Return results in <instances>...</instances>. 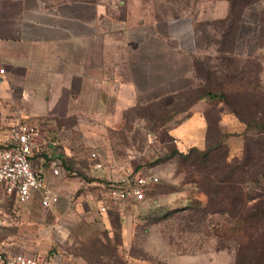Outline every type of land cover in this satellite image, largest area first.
<instances>
[{"label": "crops", "instance_id": "obj_1", "mask_svg": "<svg viewBox=\"0 0 264 264\" xmlns=\"http://www.w3.org/2000/svg\"><path fill=\"white\" fill-rule=\"evenodd\" d=\"M146 3L0 0V69H4L0 72V137L18 115L41 129L32 165L57 197L54 205L45 207L39 192L24 203L12 195V205L18 204L25 222L36 221L39 235H28L27 227L11 228L0 242L4 249L43 257L58 237L65 241L83 223L95 226L99 239L102 229L109 236L131 237L136 222L133 202L100 209L103 191L99 197L94 187L102 185V168L80 159L85 155L77 149L80 143L91 141L84 128L111 125L124 111L140 104V93L169 87L168 79L180 73L174 64L182 54L192 59L194 79L199 50L196 22L223 18L229 12L227 0H202L197 10L179 16L159 13ZM180 91L161 90L156 100ZM197 106L207 107L208 101L197 100L189 107L194 111L180 123L179 137L188 143L179 148L182 151L206 146V107L196 112ZM197 138L204 142L202 146ZM55 167L60 174L53 173ZM72 236V242L79 240ZM29 237L35 239L30 245L23 242ZM51 256L61 257L66 264L84 261L59 250L47 257Z\"/></svg>", "mask_w": 264, "mask_h": 264}, {"label": "rangeland", "instance_id": "obj_2", "mask_svg": "<svg viewBox=\"0 0 264 264\" xmlns=\"http://www.w3.org/2000/svg\"><path fill=\"white\" fill-rule=\"evenodd\" d=\"M145 1L155 11L169 12L168 16H173L178 12H194L202 0ZM262 11L264 1L252 4L245 10L243 25L236 32L237 39L233 46V32L221 43V32L216 33L204 26L200 38L201 49L197 55L203 59L204 67L214 72L219 82L224 81L233 87L241 83L242 89L247 90L239 99L245 117L257 113L264 119V31L260 30L261 19L264 24ZM170 43L175 46L177 42L172 39ZM182 55L180 62L174 64V69L180 70V73L168 79L171 84L169 87L156 86L154 92L149 90L140 93L139 105L150 106L149 110L157 117H164L165 125H161V120L147 116L142 118L140 115L145 110H126L122 118L111 125L84 128L91 141H84L77 147L85 155L80 159L89 160L90 163L102 162V185L94 187L99 189V197L100 189L103 191L124 174L158 177L159 180L148 188L146 199L133 203L136 222L131 237L120 238L119 234L114 237L113 233L107 237L102 229V243H99L96 238L99 231L95 226L83 223L72 233L79 236V240L72 242V235L65 241L58 237L48 248L49 253L43 257L59 250L63 255L74 253L80 256L84 260L83 264H264V224H260V234L257 231L255 239L239 252L234 239L216 236V231L209 230L204 224L180 217L165 221H154L150 217L154 210L161 207H180L188 197L200 199L201 203L206 200V196L193 184L184 182L185 174L177 169L179 156L162 160L176 143L179 148L188 147L187 141L179 137V127L194 110L182 108L189 103L185 91L199 81L192 78L193 62L190 55ZM168 89L182 91L177 92L175 102L169 107L164 102L154 103L159 92ZM231 97L230 100L233 99ZM205 107L197 106L195 111L201 112ZM220 116V125L227 131L243 130V124L227 107L222 108ZM196 143L202 146L204 142L197 138ZM228 143L231 152L239 154L244 144L243 137L232 136ZM87 154L89 158H86ZM246 190L251 201L264 196V172L250 179L246 183ZM14 199L0 185V242L11 228L27 227L25 232L28 235H39V225L32 219L27 222L22 219L21 208L18 204L12 205L15 204ZM109 205L119 206L114 202ZM32 240L35 239L29 237L23 242L30 245ZM98 252H102V255Z\"/></svg>", "mask_w": 264, "mask_h": 264}, {"label": "trees", "instance_id": "obj_3", "mask_svg": "<svg viewBox=\"0 0 264 264\" xmlns=\"http://www.w3.org/2000/svg\"><path fill=\"white\" fill-rule=\"evenodd\" d=\"M227 1L229 12L225 17L196 22L195 35L199 49H201L200 38L204 26L212 28L216 33L221 32V43H224L228 35L233 32L232 37L235 36L233 46L237 39L236 32L238 33L243 25L245 10L252 4L264 0ZM262 13L264 14V11ZM180 14L178 12L173 16ZM260 30L264 31L262 19ZM199 56L196 55L194 59V77L199 82L185 91L186 101L189 103L182 109H189L200 99L208 101L205 109L208 124L206 146L205 148L193 146L182 151L176 143L162 160L179 156L177 169L178 172L185 174L184 182L193 184L206 196V200L201 203L200 199L188 197L180 207H161L154 210L150 217L154 221L180 217L204 224L209 230H215L216 236L234 239L237 251L242 252L255 239V233L258 231L257 234H260V224H264V196L251 201L246 190V183L264 172V119L257 113L245 117L239 99L247 90L242 89L241 83L233 87L226 85L224 81L219 82L214 72L204 67L203 59ZM176 95L177 93L161 97L154 103L164 102L165 106L169 107L175 102ZM230 97L233 99L230 100ZM223 107H227L230 113L244 123L243 131L229 132L220 125V112ZM139 109L145 110L140 115L142 118L147 116L161 120V125H165L164 117H157L150 111V106L138 105L131 110ZM234 135L243 137L244 144L239 154L232 153L228 143ZM105 233L108 237L107 230L104 231ZM97 241L102 243V239L97 238ZM98 253L102 255V252Z\"/></svg>", "mask_w": 264, "mask_h": 264}, {"label": "built area", "instance_id": "obj_4", "mask_svg": "<svg viewBox=\"0 0 264 264\" xmlns=\"http://www.w3.org/2000/svg\"><path fill=\"white\" fill-rule=\"evenodd\" d=\"M4 72V69H0ZM1 129V127H0ZM42 131L27 123L21 115L0 137V185L21 203L27 202L39 192L41 203L51 207L57 201L56 195L46 182L45 177L32 165V156L39 150ZM96 156L95 153L92 154ZM95 168H102V162L96 161ZM55 175L60 168L53 169ZM158 177L149 174L127 173L110 183L102 193V211H106L110 202H139L146 199L148 188L158 181ZM0 264H66L61 257H41L22 252L6 250L0 246Z\"/></svg>", "mask_w": 264, "mask_h": 264}]
</instances>
